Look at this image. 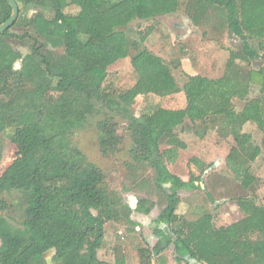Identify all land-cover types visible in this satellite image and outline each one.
<instances>
[{
    "label": "trees",
    "instance_id": "1",
    "mask_svg": "<svg viewBox=\"0 0 264 264\" xmlns=\"http://www.w3.org/2000/svg\"><path fill=\"white\" fill-rule=\"evenodd\" d=\"M14 1L18 17L0 34V135L12 129L10 142L15 147L12 162L0 172V213L17 206L23 221L15 226L0 216V264L98 262L95 253L104 225L120 217L104 188V175L74 143V132L94 114L101 117L97 126L102 155L119 150V119L129 134V154L135 164L155 172L157 189L163 191L162 185L170 184L171 195L164 193L166 206L160 221L169 225L173 236L157 228L153 233L167 247L172 244L175 260L188 262L183 257L189 255L200 264H264L261 205L252 203L246 216L225 227H214L210 214L179 223L178 191L201 187L195 184L199 179L183 182L166 167L186 148L177 135L186 123L199 136L218 127L222 136L232 137L226 169L244 190L253 183L249 167L260 149L243 127L252 123L264 132V67L244 69L236 61L249 67L264 57V0H189L185 9L194 25L207 24L210 14L219 16L228 32L240 40L241 49L230 57L223 77L189 78L182 89L183 108H158L140 117L133 115L132 105L142 91L160 97L179 92L169 68L159 57L136 52L131 58L136 83L121 94L104 87L108 69L128 57L125 29L130 23L174 14L178 0ZM69 6L78 12L65 14ZM28 8L42 9L49 17L37 25L27 19ZM11 12L10 5L0 0V25ZM10 40L28 52L22 54ZM146 58L150 62L144 68L141 62ZM248 84L257 86L260 95L237 112L233 99L242 100V88ZM52 91L58 94L54 103L48 98ZM55 162L59 169L52 177L49 168ZM191 162L201 174L207 168L203 160L192 158ZM57 181L67 188L58 202ZM13 194L18 200L12 199ZM239 199L237 203L246 197ZM153 207V202L140 199L135 211L148 215ZM126 222L134 225L129 219ZM161 245L139 249V264H151Z\"/></svg>",
    "mask_w": 264,
    "mask_h": 264
},
{
    "label": "rangeland",
    "instance_id": "2",
    "mask_svg": "<svg viewBox=\"0 0 264 264\" xmlns=\"http://www.w3.org/2000/svg\"><path fill=\"white\" fill-rule=\"evenodd\" d=\"M188 1L178 0L179 6L174 14L161 15L144 22L134 21L125 29L129 46L128 57L108 69L104 87L121 94L136 83L137 76L131 65V58L139 51L161 58L179 88L178 93L165 97L142 91L132 105L135 117L149 114L158 108L170 110L183 108L186 102L182 89L189 78L200 76L217 80L223 77L227 72L230 57L241 49L240 40L228 32L219 16L213 17V14H210L207 24L202 22L199 26L194 25L185 9ZM24 12L27 19L33 20L37 25L41 24L43 17H49V14L39 8H28ZM64 12L67 15H75L78 9L69 6ZM10 44L22 54L28 52V49L17 41L10 40ZM148 62L149 58L142 59L141 64L145 68ZM236 64L244 69L257 70L264 67V57L251 63L249 67H245L244 63L239 61H236ZM15 68H19L18 63ZM259 95L257 86L244 85L242 100L233 99L235 111H241L247 100ZM48 98L54 103L58 94L49 92ZM100 119L97 114L90 116L86 124L73 135L75 145L104 175V188L113 200L115 211L120 217V221H108L104 225V236L95 253L98 261L96 264L115 263L118 260L123 264H139L138 250L141 248L151 250L160 242L162 245L158 254L152 256L151 264H189L186 261L175 260L172 244L167 247L164 241L153 233L154 228H157L164 231L166 236H173L169 225L160 221L164 219L162 211L166 201L165 192L153 185L155 172L147 166L135 164L132 160L129 154L130 137L126 126L119 119L117 133L122 139L119 150L112 155H102L97 126ZM243 133L249 134L252 143L260 149L259 156L250 163L249 174L253 178V183L247 190L243 189L238 179L233 177L225 166V157L232 144V137L222 136L218 132V127L209 129L199 136L189 123L183 126V131H177L186 148L179 151L174 164L167 163L166 167L183 182L199 179L195 184L203 185L200 190L178 191L180 202L176 214L179 223L199 219L202 214H210L214 227L220 228L241 220L251 209L252 203L264 208V132L249 123L243 127ZM11 135L12 129L0 135V172L12 162L15 155V147L10 142ZM192 158L204 161L207 168L202 174L191 162ZM58 169L59 163H52L49 168L50 175L55 177ZM55 185L58 189L56 196L58 202L67 188L60 181ZM244 197L246 200L241 199L242 201L237 203L239 198ZM12 199L18 200V197L13 194ZM140 199L154 203L148 215L136 213L137 201ZM21 212L17 206L9 207L4 213H0V216L15 226H20L23 221ZM127 219L134 225L128 224ZM157 220L160 223H156Z\"/></svg>",
    "mask_w": 264,
    "mask_h": 264
},
{
    "label": "water",
    "instance_id": "3",
    "mask_svg": "<svg viewBox=\"0 0 264 264\" xmlns=\"http://www.w3.org/2000/svg\"><path fill=\"white\" fill-rule=\"evenodd\" d=\"M11 7L12 12L10 17L0 25V34H3L6 30L11 28V26L16 21L18 14H19V8L17 3L14 0H5ZM170 184H164L162 185V190L168 195H171V191L169 190ZM201 188H203V185H200ZM180 257V256H178ZM183 259L187 260L189 264H200L195 259L191 258L189 255L183 257Z\"/></svg>",
    "mask_w": 264,
    "mask_h": 264
},
{
    "label": "flooded vegetation",
    "instance_id": "4",
    "mask_svg": "<svg viewBox=\"0 0 264 264\" xmlns=\"http://www.w3.org/2000/svg\"><path fill=\"white\" fill-rule=\"evenodd\" d=\"M165 235H166V233H165Z\"/></svg>",
    "mask_w": 264,
    "mask_h": 264
}]
</instances>
